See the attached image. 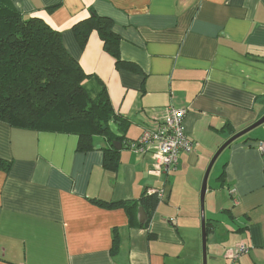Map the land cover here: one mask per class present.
Masks as SVG:
<instances>
[{
	"label": "crops",
	"instance_id": "obj_1",
	"mask_svg": "<svg viewBox=\"0 0 264 264\" xmlns=\"http://www.w3.org/2000/svg\"><path fill=\"white\" fill-rule=\"evenodd\" d=\"M11 1L26 19L61 33L97 78L88 87L102 82L122 119L112 125L122 149L95 137L94 149L81 152L77 135L0 122V264H203L204 174L226 142L264 116V0ZM92 13L112 21L121 66L97 32L84 45L77 40L74 26ZM170 107L187 110L195 148L157 177L151 153L129 144L156 129ZM260 142L264 125L212 168L219 174L206 194L208 264H264ZM105 149L118 151L116 169L105 166ZM153 191L160 202L151 214L142 200ZM240 244L249 252L230 259Z\"/></svg>",
	"mask_w": 264,
	"mask_h": 264
},
{
	"label": "trees",
	"instance_id": "obj_2",
	"mask_svg": "<svg viewBox=\"0 0 264 264\" xmlns=\"http://www.w3.org/2000/svg\"><path fill=\"white\" fill-rule=\"evenodd\" d=\"M73 31L81 45L97 32L116 65L123 64L110 19L92 13ZM93 79L97 80L66 50L60 32L39 18L26 19L11 0H0V122L15 129L77 135L81 152L94 149L95 137L113 145L121 138L112 125L122 124V119L100 80L98 89L88 87ZM104 151L105 166L116 169L118 151ZM159 202L158 195L152 194L142 205L153 214ZM102 205L131 209L126 203ZM206 226L208 233V220Z\"/></svg>",
	"mask_w": 264,
	"mask_h": 264
},
{
	"label": "built area",
	"instance_id": "obj_3",
	"mask_svg": "<svg viewBox=\"0 0 264 264\" xmlns=\"http://www.w3.org/2000/svg\"><path fill=\"white\" fill-rule=\"evenodd\" d=\"M187 110L170 107L156 129L145 130L137 142L129 144V148L136 153H151L153 170L151 174L157 177L170 175L178 166L181 154H192L195 144L185 131ZM259 152L264 155V142L258 144ZM153 191L150 193L156 194ZM160 194H163L161 191ZM249 250L240 244L236 251L229 254V258L236 260Z\"/></svg>",
	"mask_w": 264,
	"mask_h": 264
},
{
	"label": "water",
	"instance_id": "obj_4",
	"mask_svg": "<svg viewBox=\"0 0 264 264\" xmlns=\"http://www.w3.org/2000/svg\"><path fill=\"white\" fill-rule=\"evenodd\" d=\"M264 125V116L255 124H253L251 127L247 128L246 130L240 132L239 134L235 135L233 138H231L228 142H226L222 148L215 154L214 158L212 159L205 177H204V181H203V185H202V191H201V222H202V247H203V264H208V259H207V219H206V213H205V200H206V194H207V190H208V179L210 176V173L212 171V168L215 164V162L217 161V159L219 158V156L222 154V152L228 147L230 146L233 142H235L236 140H238L239 138L245 136L246 134L252 132L253 130L259 128L260 126ZM114 148L118 151H120L121 148V144L119 142H115L113 144ZM141 212L143 213L144 210L141 209Z\"/></svg>",
	"mask_w": 264,
	"mask_h": 264
},
{
	"label": "rangeland",
	"instance_id": "obj_5",
	"mask_svg": "<svg viewBox=\"0 0 264 264\" xmlns=\"http://www.w3.org/2000/svg\"><path fill=\"white\" fill-rule=\"evenodd\" d=\"M254 131V130H253ZM218 169H213L212 170V172H211V175H210V178H209V186L211 185H213L214 183V180H215V177L216 176H218V171H217ZM205 175V174H204ZM199 198H200V194H199ZM210 205H211V198L209 197H207L206 198V201H205V213H206V217L208 218V211H209V209H210ZM201 216V215H200ZM200 237H201V243H202V229H201V226H200Z\"/></svg>",
	"mask_w": 264,
	"mask_h": 264
}]
</instances>
